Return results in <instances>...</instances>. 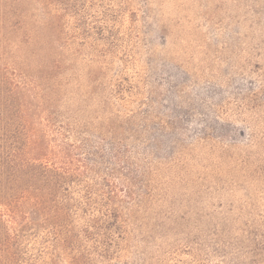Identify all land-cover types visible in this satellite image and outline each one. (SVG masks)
Segmentation results:
<instances>
[{
    "label": "rangeland",
    "instance_id": "1",
    "mask_svg": "<svg viewBox=\"0 0 264 264\" xmlns=\"http://www.w3.org/2000/svg\"><path fill=\"white\" fill-rule=\"evenodd\" d=\"M0 264H264V0H0Z\"/></svg>",
    "mask_w": 264,
    "mask_h": 264
}]
</instances>
